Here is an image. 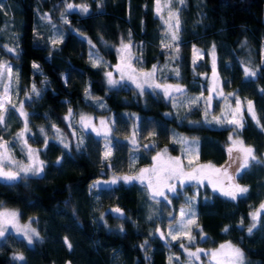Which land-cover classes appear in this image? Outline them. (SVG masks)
I'll use <instances>...</instances> for the list:
<instances>
[{
    "label": "trees",
    "instance_id": "trees-1",
    "mask_svg": "<svg viewBox=\"0 0 264 264\" xmlns=\"http://www.w3.org/2000/svg\"><path fill=\"white\" fill-rule=\"evenodd\" d=\"M1 2L3 8L8 4L13 7L18 55L7 54L0 47V58L7 57L17 69L20 94L31 91L33 85L40 91L39 97L30 92L25 108L31 129L29 142L38 147L44 172L15 182L0 181V208H17L23 220L33 218L40 234L32 245L11 232L0 238V264H197L187 262L178 244L170 246L153 232L157 226H164L170 210L176 212L187 198L193 197L200 232L195 231L190 246L210 248L231 241L240 246L250 264H264V212L257 228L251 234L247 231L252 223L249 213L264 201V0H185L183 5L172 0L171 6L179 9L181 22L180 39L176 42L178 59L172 58L177 55L175 44L172 48L161 46L166 25L156 14L155 0H67L88 5L89 12L68 15L69 23L61 25L62 42L55 47L37 39L36 16L48 13L58 21L65 0ZM4 15L3 9L0 10V25ZM129 32L132 52L140 58L133 64L136 68L147 69L168 61L169 71L161 74L158 71L157 80L183 85L186 93L197 94L200 99L175 108L170 98L154 91L145 90L141 94L125 82L108 86L105 67H93L88 60L89 43L83 35L96 44L111 68L116 55L105 44L115 46L121 38L127 43ZM213 45L225 92L223 100L233 107L239 98L244 127L238 130V135L262 161L242 174L233 172L228 152L232 125L218 124L213 119L220 117L226 121L229 112L221 101L208 110L204 99L207 88L201 74L210 70ZM194 46L203 52L195 62ZM247 58L258 69L255 77L244 75ZM33 62L40 66L39 70L32 67ZM175 70L179 71L178 76ZM249 100L260 126L248 113ZM69 108L109 115L115 145L110 160H102L104 141L92 131L82 134L83 145L79 149L78 143L70 142L64 148L53 139L52 125L63 129L66 126L63 116ZM20 126L19 118L8 130L0 128V137H7ZM41 128L46 130L47 145ZM134 128L138 157L135 165H131L130 140ZM173 133L198 139V161L226 167L229 174H235V183L248 187V193L231 200L221 193L189 185L184 193L172 196L171 203L163 201L161 209L147 219L142 207L145 184L135 181L90 188L93 181L112 171L126 172L131 166L135 169L151 163L163 146L175 152ZM145 144L152 147L145 150ZM57 158H62L60 165ZM113 208L121 209L123 217L112 212ZM66 237L71 249L65 244ZM18 252L24 254V262L12 259Z\"/></svg>",
    "mask_w": 264,
    "mask_h": 264
},
{
    "label": "snow or ice",
    "instance_id": "snow-or-ice-1",
    "mask_svg": "<svg viewBox=\"0 0 264 264\" xmlns=\"http://www.w3.org/2000/svg\"><path fill=\"white\" fill-rule=\"evenodd\" d=\"M180 4H184L185 0H179ZM156 3V14L160 16L162 20H164L163 16L160 15L162 9H169V16L167 20H164L166 25V34H170V43H163L161 46L163 48H172L175 44V52L177 55L173 56V59H178L179 53V45L178 42L180 39V15L179 9L172 11L171 4L172 0H164V3H161V0H155ZM3 9V5L0 4V10ZM79 10L82 14H87L89 12V7L86 4L75 5L72 3H68L65 0V8L64 11L61 13V17L65 24H68L69 21L67 19V14ZM45 19H49L47 14H44ZM174 21V23H173ZM62 40L53 39L51 41L53 47L61 43ZM91 44V41H89ZM6 47V46H5ZM92 48H95V45H92ZM133 44L131 41V32H129V40L127 43L124 42V39L121 38L119 47L117 48V53L119 57V63L115 66L116 71L120 73V79L116 80L113 78L112 72H105V76L107 78V83L109 86H116L121 85L125 80H130L133 84L136 85V88L140 89V93L143 94L145 85L149 88H163L164 95L166 97L171 95L172 91L175 92H183L184 89L180 85H161L155 83L154 77L157 71V66L153 65L151 71L148 72H137V69L133 67V64L137 62L140 58L138 56H134L132 52ZM6 51L9 53H13L18 55L16 49L14 48H7ZM198 51L195 49L194 46V53ZM212 55V68H213V77L216 78V59H215V45L212 46L211 49ZM89 58L93 64V67H100L105 62L103 58L100 57L97 53L91 52L89 53ZM195 62V56H194ZM262 62H264V58H262ZM32 67L34 69L39 70V65L33 62ZM176 71V75H179V71ZM243 72L246 78H252L257 75L258 69H254L249 66L243 67ZM13 66L10 65L7 61H0V80L6 79L8 82L4 84L3 88V95L0 96V125H5L7 120V113L9 108L14 109L19 113L21 117L25 120V127L24 129L18 134L19 138L23 141V145L27 147L28 142L27 139H24L25 132H28V125H27V118L29 113L24 111L25 102L21 101L19 103V107L12 104L11 99L9 97V88L11 81L13 79ZM17 81L19 80V73H15ZM87 94V89L85 90ZM210 91H215V89H211ZM31 92L35 94L37 97L40 96V91L36 88L35 85L32 86ZM27 95V94H26ZM222 95V93H221ZM229 95H232L231 93ZM200 97H197L192 101V103H196ZM212 97L209 96L208 100L206 101L209 106L211 105ZM227 99V97H225ZM101 107H105V105L101 104ZM248 106V113L251 115L252 120L256 122L258 126H260L261 122L257 118L253 102L247 101ZM233 119L224 120L220 117H214L216 123L223 124L227 122L230 125L234 126L233 133L230 134L229 140L232 141L233 146L228 148V152L230 157H232V163L236 164L233 172L235 174H242L248 168H250L253 164H260L262 161L256 156L255 150L252 146H245L242 140L236 139L233 140V136L236 135L237 130L242 129L244 127L243 118L241 115V102L239 98H237L236 108L232 113ZM239 116L240 118L237 119L236 117ZM73 118V111L71 108L68 109L67 115L64 117L65 120H71ZM79 124L81 125L82 129L95 132L97 136L103 134L106 143H105V152L103 154L102 160L108 161L112 156V147L115 145L109 139V134L111 132V127L108 125L106 120L100 121V128L95 126L94 120L92 117L87 116L86 114H81L79 117ZM53 129L56 130L57 133L60 132L56 125H52ZM41 133H44V129H40ZM136 130L134 128L132 137L130 142L133 144L134 149L136 147ZM150 135H154V133H150ZM128 139V138H126ZM176 142V141H173ZM179 142L182 145H185L183 151L185 153H192L195 149L192 145L198 143V141L194 138L191 141H188L187 138L181 137ZM63 143V140H61ZM45 144L47 145V139L45 140ZM83 145V139H80L77 148L79 149ZM68 144H64V148H68ZM145 150H149L152 145L145 144ZM167 150L165 149L163 153H157L156 156H153V166L151 168H141L137 175H125V176H113L110 181H95L90 188H97L101 185H115L120 181H123L125 184H131L135 181H139L141 184H146L147 190L149 192V199L156 200L158 197L163 198L164 201H168L169 197L168 193L175 194L177 192L178 187L183 188L186 184L190 182H196L197 184H202V182L207 179L209 184H212L214 189L216 186L227 184V187L220 188L221 194L231 200H237L243 196H245L249 189L247 186H241L235 183L236 176L229 175L228 169L226 167L215 168L212 165H200L199 167L192 168L191 171H186V167H192V160L188 161V164L185 165L183 163L182 157H167L165 159ZM234 153L236 155H234ZM27 155H28V164L21 165L20 162L13 160L10 149H9V142L4 141L2 137H0V181L6 182H15L21 179H27L29 175L32 176H39L42 175L44 172V162L39 159L38 150L32 149L31 147L27 148ZM57 165L62 163V158H57L56 161ZM16 164L19 168L18 171H13L10 165ZM111 167V165H109ZM194 197L189 200L188 207L181 209V221L178 222L179 228L177 231L185 236L189 243L194 242L195 237L191 234L192 227L196 226L195 220V211H194V204L192 203ZM159 203L160 201L157 200ZM264 210V202L260 204V207L252 213H249L252 219L251 225L248 227L247 231L249 234L253 232L254 229L257 228L258 224L261 221V213ZM112 212L119 214L120 217H123V213L119 208L111 209ZM19 213L16 211H4L0 212V238H5L6 235L9 233L10 229H14L16 234L21 236L24 240L27 241L29 245L34 244V238L40 239L39 232L31 227L30 224H25L20 226L17 222V218ZM103 218V217H101ZM126 219V217H124ZM31 219V218H30ZM149 219H152V216H149ZM185 219L187 222L185 223ZM243 223V221H241ZM227 228L225 229V231ZM123 231V228L120 229ZM156 232L160 234L161 239H165L164 233L160 231L159 228L156 229ZM202 232V230H201ZM169 236L172 237L173 240L179 239L178 235H173V226H169ZM202 238H204L202 236ZM65 244L71 249L72 245L68 241L67 237L65 238ZM147 241H145V245ZM144 247V245H141ZM181 247L184 248L186 252H188V256L195 257L199 259V254L204 252L203 249L197 248L196 251L192 252L189 251L187 246L181 244ZM206 255H210L213 260L216 261V264H250L247 261L244 251L233 244L231 242L226 244H221L219 249L212 250L210 253H205ZM12 259L17 262H24L25 256L23 253H14ZM172 259L171 257L169 258ZM178 259V257H177Z\"/></svg>",
    "mask_w": 264,
    "mask_h": 264
},
{
    "label": "rangeland",
    "instance_id": "rangeland-1",
    "mask_svg": "<svg viewBox=\"0 0 264 264\" xmlns=\"http://www.w3.org/2000/svg\"><path fill=\"white\" fill-rule=\"evenodd\" d=\"M2 3L3 2H1V4ZM70 3H72V2H70ZM161 3L163 4L164 0H161ZM72 4L81 5V4H84V3H80V4L72 3ZM11 10H13V7L10 4H8L7 6H5L3 8V14H5L4 15V21L0 25V47L7 54H13V53L7 52L6 51V47L7 48L16 49L17 44H18V41H17L18 40V31L16 30V22H15V20L13 18ZM171 10L175 11L174 7L171 6ZM63 11H64V9L58 14V21H54L50 17V15L48 13H41V14L36 16L34 32H35L38 40H42V41L46 40L50 45H52L51 41L53 39L61 40V38H62V36L64 34V30H63V28L61 26L62 24H64V21H63V19L61 17V13ZM72 12H77L78 14H82V13L79 12L78 9L75 10V11H72ZM70 13L67 14V19H68V15ZM44 14H47L49 19L43 18ZM160 15L163 16L164 20H167L168 16H169V9H162V12H161ZM173 23H174V21H173ZM70 29L76 30L75 28H72V27H70ZM162 34H164L163 35L164 39L162 40V42L163 43H170L171 42L170 34H166V31H164V33H162ZM83 36L88 41V43H89V41H91V44H89V49H88V60L90 61V63L92 64V62H91V60L89 58L90 51L97 53L100 57L103 58V61L105 62L103 65H101V66L105 67L104 76H105V72H112L113 78L116 79V80H119L120 79V73L118 71H116L115 66L120 62L119 61V57H118V53H117V48L119 47L120 42L117 45H115V46H111L110 44H105L106 47L113 48V50L115 52V55H116V61L114 62V65L111 66V68H109L110 66H109L108 62L99 53L96 44L92 40H90V38H88L86 35H83ZM92 45H95V48H92ZM195 53H196L195 60H197L199 57H201L203 55V52L199 51V50L196 51ZM0 61H7L10 65L13 66V63L7 57L6 58H0ZM168 63L169 62L167 61L164 65L154 64V65L157 66V71H156L155 77H154L155 83H158V84H161V85H180V84H177V83L164 82V81H158L157 80L156 75H157L158 71L160 72V74L161 73H167L169 71ZM245 63H246L245 66H249V67L254 68L251 65V62H250V60L248 58L245 60ZM210 64H211L210 70H208L207 72H204L203 74H201V77L204 80V83H205L206 88H207L206 94L204 96L205 102L208 100L209 96L212 97L211 105L209 106V104L206 103L207 104V108H208V110H213L215 102L216 101H221V104L224 107L225 111L229 112L228 120L229 119H233L232 113L235 110L236 105L232 107L225 100H223L224 99L223 97L225 96V92L223 91V88L221 86V79H220V77L218 75L217 66H216V78L214 79V77H213L211 52H210ZM133 67L136 68L134 65H133ZM152 68H153V66L150 67V68H147V69H139V68H136V69H137V72H148V71H151ZM254 69H256V68H254ZM13 72H14V75H13V79L11 81L10 88H9V97L11 99L12 104H14L17 107H19V103L21 101L25 102L30 97L29 95H30L31 91L30 90H26V91L23 92V94H20L19 84H18V81H17L16 76H15V73H17V69L14 66H13ZM105 80H106V83H107L106 76H105ZM7 82L8 81L6 79L0 80V96L3 95L4 84L7 83ZM124 82L129 84L130 86H133L138 92H140V89L136 88V85L133 84L130 80H125ZM107 85L109 86L108 83H107ZM180 86L184 89L183 92L172 91L171 95L167 97V98H170V101L172 102V104H173V106L175 108H179L180 106H183L187 102H191V101H193L194 99H196L198 97L197 94H195V95L191 94L190 95V94L186 93L184 86L183 85H180ZM110 87H112V86H110ZM213 88L215 89V91H210ZM145 90L154 91L156 93H159V94H162L163 96H165L163 88H154V87L149 88V87H147V85H145L144 91ZM221 93H222V95H221ZM100 105L101 104H98L99 107H101ZM242 107H243V105H241V111H242ZM24 111L27 112V110L25 108V105H24ZM72 111H73V118L71 120H65L64 119V117L67 115V113L63 116V120L65 121L66 126L63 129H59L60 130L59 133H57L55 129L53 131L54 132L53 139L56 140L57 142H60V143H61V140H63V143H61L63 146H64L65 143L69 145L70 142L77 144L79 142V140L82 138V134L85 131H91L90 129H88V130L82 129L81 125L79 124V117H80L81 114H86L87 116L92 117L93 120H94L95 126L97 128L101 127L100 121L102 119L106 120L108 122V125L110 126V117H109L108 114L96 115L94 113L87 112V111H84V110H72ZM19 118H20V121H21V126L19 128H17L13 133H11L9 135L7 134L8 135L7 137H3V140L9 142L10 154H11L13 160L20 162L21 165H24V164H28L29 163L28 155H27V148L31 147L32 149L38 150V147H36L35 145H33V144H31L29 142V137L31 136V129L29 128L28 118H27V125H28L29 131L25 132V134H24V139H27V142H28L27 147H25L23 145V141L18 136V134L25 127V120H24L23 117H21L19 115V113L17 111H15L14 109L9 108V111L7 113L6 124L5 125H0V128L8 130L9 127L11 126V124L14 123L15 121H17V119H19ZM236 118L239 119L240 117L237 116ZM233 129H234V126L232 125V128H231V130H230V132L228 134V140H229L230 134L233 133ZM45 131H44V133H41V134L45 135V139H46L47 135H46ZM94 134H96V133L94 132ZM96 136H97V134H96ZM98 137L103 139L104 145H105L106 140H105L103 134H101ZM181 137L187 138L188 141H191V140L194 139V138H189L187 136L181 135L179 133H173L172 141H176V142H174V144L177 146L175 152L171 151L170 147L166 145V146L161 147L156 152V154L154 156H156L157 153H163L164 150L166 149L167 152H166L165 159L167 157H182L183 158V163L185 165L188 164L189 160L193 161L192 167H186V171H191L192 168L199 167L200 165H209V164L214 166L215 168H219V166L217 164H215V163L206 162V161L205 162L198 161L199 140L196 139V138L195 139L198 141V143L195 144V145H192V147L195 149V151H193L192 153H185L183 151V148L185 147V145H182L179 142ZM109 139L111 140V132L109 134ZM236 139L242 140L240 138V136L238 135V130H237L236 135L233 136V140H236ZM131 145H132V151H131V154H130V157H129V161H130L131 165H135V161L137 160V157H138L137 145H136L135 149H134V146H133L132 143H131ZM229 145H230V147L233 146L231 140H229ZM244 145L248 146L245 143H244ZM234 155H236V154L234 153ZM153 163L154 162L152 160L151 163H149L147 165H144V166H140V167L135 168V169L133 168L134 166H131L130 167L131 170H128L126 172L112 171L107 176L99 177L95 181H110L113 178V176L137 175L141 168H151L153 166ZM233 165H234V168H235L236 164L233 163ZM10 167L12 168L13 171H18L19 170V168H18V166L16 164L10 165ZM229 175H231V174H229ZM29 176H32V175H29ZM95 181H93L92 184ZM137 182H139V181H137ZM118 183H124V182L120 181ZM189 185L194 186L193 188L197 189V190H199V189H201V190L207 189V190H210V192H218V193H221L220 188L227 187L226 183L224 185H219L218 184L216 186V188L214 189L213 185L209 184L207 179H205L202 182V184H197L196 182L193 181V182H190V183L186 184L183 188L178 187L177 192L175 194L168 193L167 195L169 197V201H171L172 196L176 195L177 193H182V192L184 193V188H186V186H189ZM109 186H113V185H101L100 187H97V189L98 188H103V187H109ZM144 191L146 193V197L144 198L145 200L142 201V207H143V211H144V214H145L146 218L149 219V216L155 215V213L159 209H161L162 203H163L164 200H163V198H160V197H158L156 200H150L149 199V192L147 190L146 184H145ZM157 200H159L160 202L158 203ZM188 200H189V198H187V200H186L187 202L185 204L181 205L176 212H174L173 210H170V212L166 216V222L164 221V226L163 227L162 226H157L153 232L156 233L158 236H160V234L156 232V229L159 228L160 231L164 233L165 239H163V240L168 245L173 246L175 243L178 244L179 247L181 248V250L183 251V255L187 258V262L188 263H194V262L196 263L197 262V264H216V261L213 260L210 255H206L205 253H210L212 250L219 249L221 244H226V243H229L231 241H223V242L219 243L217 246L210 247V248H203V247H200V246H198V247L190 246L191 243H189L187 238L185 236L181 235L177 231V229L179 228L178 222L181 221V215H180L181 209L188 207V203H189ZM166 203H169V202L165 201L164 204H166ZM259 207H260V204L257 207L254 208L253 212L255 210H257ZM4 211H16V212L19 213V210L17 208H12V207H7V206L0 208V212H4ZM194 211L196 213V215L194 217L195 220H196V226L192 227L191 234L195 237V234H194L195 231L200 232V228H199V226L197 224V217L198 216H197V209H196L195 205H194ZM262 212H264V210H262ZM17 222H18V224L20 226H23L25 224H30L31 227L36 229L35 225L33 224V218H31V219L29 218L27 220H23L20 217V214H19V216L17 218ZM184 222L186 223L187 219H185ZM170 225L173 226V235H178L179 239L173 240L172 237L168 235L169 226ZM9 232L15 234L16 236H19V235L16 234L14 229H10ZM202 236L203 235L200 234V238H202ZM19 237H21V236H19ZM34 241H37V239L34 238ZM181 244L186 245L189 251L194 252V251H196L197 248H200V249H203L204 252H201L199 254V257H200L199 259H196L195 257H191L190 258L188 256V252H186L184 250V248L181 247ZM231 244L240 247L239 245H237V244H235L233 242H231ZM67 264H69V263H67Z\"/></svg>",
    "mask_w": 264,
    "mask_h": 264
}]
</instances>
